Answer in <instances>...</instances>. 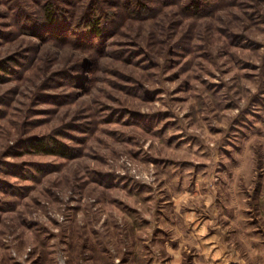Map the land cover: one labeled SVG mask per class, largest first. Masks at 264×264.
Listing matches in <instances>:
<instances>
[{"label":"rangeland","instance_id":"obj_1","mask_svg":"<svg viewBox=\"0 0 264 264\" xmlns=\"http://www.w3.org/2000/svg\"><path fill=\"white\" fill-rule=\"evenodd\" d=\"M203 222L264 249V0H0V264H195Z\"/></svg>","mask_w":264,"mask_h":264},{"label":"crops","instance_id":"obj_2","mask_svg":"<svg viewBox=\"0 0 264 264\" xmlns=\"http://www.w3.org/2000/svg\"><path fill=\"white\" fill-rule=\"evenodd\" d=\"M219 227L211 226V222H203L199 225L196 223L191 226L193 231L190 232L191 236L187 238L186 243L191 242L193 248L192 261L195 264H245V262L264 264V249H256L254 253L249 254L251 260L245 258L248 254L243 253L241 244L238 243L243 237V230L237 228L224 230V228L220 229ZM157 241L159 240H156V244ZM160 241L162 248L171 257L167 260L153 258L150 264H182L180 255L181 251L186 248L182 249V244L178 240L175 241L177 246L173 247V238H170V241Z\"/></svg>","mask_w":264,"mask_h":264},{"label":"trees","instance_id":"obj_3","mask_svg":"<svg viewBox=\"0 0 264 264\" xmlns=\"http://www.w3.org/2000/svg\"><path fill=\"white\" fill-rule=\"evenodd\" d=\"M89 25V24H88ZM90 26V25H89ZM96 27L93 26V29H95ZM54 145H56V143H54ZM53 144L52 145H48L50 146L49 148H47L48 146L44 143H40V144H37L35 145V148L38 150V151H44V152H51V153H61L62 155H66V153H64V150H62L61 147H56V149H53L54 146Z\"/></svg>","mask_w":264,"mask_h":264}]
</instances>
